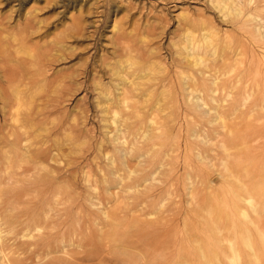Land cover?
Here are the masks:
<instances>
[{"label": "rangeland", "instance_id": "1", "mask_svg": "<svg viewBox=\"0 0 264 264\" xmlns=\"http://www.w3.org/2000/svg\"><path fill=\"white\" fill-rule=\"evenodd\" d=\"M238 1L0 0V55L21 37L45 70L41 96L0 76V264H264V0ZM201 34L216 43L200 57L227 58L225 74L194 69L185 45ZM215 79L233 96L213 102ZM13 87L42 100L26 157L38 167L11 174ZM127 90L145 124L116 133L107 111Z\"/></svg>", "mask_w": 264, "mask_h": 264}, {"label": "bare ground", "instance_id": "2", "mask_svg": "<svg viewBox=\"0 0 264 264\" xmlns=\"http://www.w3.org/2000/svg\"><path fill=\"white\" fill-rule=\"evenodd\" d=\"M253 1L254 0H251V2H253ZM217 2H218L217 7L219 9H221L222 11H226L228 13H231L233 11L240 12L243 9L242 3L238 0H217ZM17 42L19 43V46H18L16 55H14L12 52H10V49H5L4 51L1 52V55H0V76H1V79H2V81L6 82L7 84L15 83L16 85L19 84L18 86L24 85L27 88L26 90L30 89L31 87L33 89H37L36 95L41 96L42 95L41 92L44 90V88L40 84L39 77L44 76V74H45V70L42 67V61H41L40 57L35 53V48L32 45H29L30 49H25V48L21 47V44H22L21 37H17ZM187 42H188V44L185 45V49L187 50L189 57L190 58L193 57V60H194L193 67H195L194 69H196L199 72V74H225L222 72L221 69L227 65V60H228L227 58L224 59L220 65L218 64L219 62L209 64V63H206L207 61H204L205 59L203 57H200V55H199L201 53H206L208 48L216 43V41L214 39V35L209 36V35H202L201 34L200 36H198V38L196 37V35H194V36L191 35L187 39ZM23 43L27 44V42L25 41V38L23 40ZM0 44L4 45L1 38H0ZM4 46L10 47L7 44ZM215 53H216V50L212 54H215ZM132 59L135 60V58H132ZM12 61H15L17 63V65L13 66ZM131 65H132V61H130V59L128 58L127 64H122V70L119 71L118 73H120V74H131L130 72H127L128 69L131 70ZM184 74H190V73H189V71H186V72H184ZM241 74H243V72H241ZM186 78H188V76H186ZM193 79L194 78H188V80L186 81V84L188 85L187 87H188V89H190L189 91H191V93H193L197 87L196 86L197 83L194 82ZM218 83H219V81H218ZM219 89L220 88L217 85L216 79H215V85L213 86L212 94H211V95H213V99H212L213 102L218 103L220 99L226 101L227 99L225 98V95H227L228 97L233 96L231 91L229 92L227 90H226L227 92H225L226 94H223L224 96H222V93L219 92ZM49 93L52 94V92H49ZM53 93L54 94H52V95L54 96V98L57 102H61L64 100V98L62 97L61 94L58 95L59 93H57V91H55ZM218 93L221 94L220 99L217 96ZM52 95H51V97H52ZM122 96L123 97L119 99V101L116 103L115 107H113L112 110L107 111L110 118H112L113 124L118 125L120 123L119 127H121L122 129L119 128L118 130H116L117 131L116 133L120 132V133L124 134V130L126 132V130H128V129H132V128H128L125 124L128 120H131V119H137L136 126L140 125V129H142V127L145 124L143 116L147 115V112L144 111L140 107L141 106L140 104L143 103V101L140 100L139 98L135 100L133 96L129 95L128 90H127V92H122ZM2 97L5 98L6 105L10 102L14 103L12 106L14 109V112L12 114L13 126L15 128H17L18 132H20V133H18L17 131L15 133H11V131L9 132L8 137H7V141H8L7 146H10L9 145V143H10V144L14 145L16 148H18V150H20V151L17 153H15L16 150L15 151L12 150L11 152L6 151L4 154V159H3L4 164L3 165H5L7 167L8 172H11L12 168H14L16 166H18V168L19 167L23 168L22 166L24 164L25 165L29 164L32 166V168H30L28 165V167L30 169H35L38 167L37 166L38 163L35 160L29 159V158L27 159L26 157L31 156V153H28V150L32 145H29V144H30V141L32 140V137L35 136V131H32L31 128H32V124H34V121H35V115L38 113V111H34L32 109V105H35L37 108L41 104L42 99L35 101L34 98L36 96H34L33 94L32 95L28 94L27 92L25 93V90L22 88L20 90H18V89L16 90L15 87H13V89L11 90V93L8 91L4 92ZM222 97H224V98H222ZM248 98H250V97H246L245 100H247ZM51 100L53 101V99H51ZM155 107H156V105L153 108H155ZM153 108L151 110V112L152 111L153 112L149 115L151 117L150 118V125H154L155 123L158 122L157 121V116H158L157 112L154 113L158 108L157 109H153ZM43 110H45V111L40 113V114H43L46 112V108H43ZM213 110L215 112H212L213 113L212 121H216V122L219 121L218 122L219 126H220L219 128H221L222 131H223V129L225 131V129H227V127H228L227 121H226L227 120L226 118H228V117L226 116V112L220 111L217 106L211 107V111H213ZM232 112H233L232 114H236V112H238V111L236 109ZM40 114H38V115H40ZM57 123L58 124L55 126L56 130L59 128L60 123L62 124L63 122L60 121ZM248 123H250V122H248ZM124 124L126 126V129H124L125 128ZM241 124H240V126H241ZM0 127H1V124H0ZM10 127H11V129H13V127L11 125H10ZM245 127H246V125H245ZM231 128H229V133H230V131L232 132ZM217 130H219V129H217ZM2 131H3V129H1V133H2ZM240 132H241V130H240ZM1 133H0V135H1L2 139H4L5 137ZM220 133H221V131H220ZM235 138H236V136H235ZM23 142H25L27 145H23V146L19 147ZM246 143L247 142H245V144ZM223 144H224V142H223ZM223 147L226 151H228L226 146L223 145ZM16 157H17V159H15ZM225 163L227 164V160H225ZM1 164H2V162L0 163V165ZM34 165H36L35 168H33ZM29 168H28V171H29ZM8 172H7V175L9 174ZM11 174H12V172H11ZM6 177H8V176H6ZM6 177H5V179H6ZM250 202L252 203L253 207H256V205L253 203V200H251ZM107 216H109V215H107ZM0 237H1V235H0ZM216 257L218 258L219 256L216 255ZM213 262H214L213 260H209L208 264H214L215 262L214 263ZM217 262L220 263V261H217Z\"/></svg>", "mask_w": 264, "mask_h": 264}]
</instances>
